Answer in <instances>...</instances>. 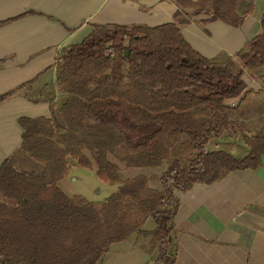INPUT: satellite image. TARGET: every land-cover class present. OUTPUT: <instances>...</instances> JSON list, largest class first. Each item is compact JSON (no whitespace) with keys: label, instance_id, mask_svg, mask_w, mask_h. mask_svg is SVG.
I'll use <instances>...</instances> for the list:
<instances>
[{"label":"trees","instance_id":"obj_1","mask_svg":"<svg viewBox=\"0 0 264 264\" xmlns=\"http://www.w3.org/2000/svg\"><path fill=\"white\" fill-rule=\"evenodd\" d=\"M237 2L192 5L205 21L239 26ZM260 22L245 49L217 59L194 50L175 21L93 24L80 42L63 48L55 61L62 104L50 105L52 117H20L26 163L12 155L0 165L2 264H100L112 243L138 232L156 245L153 264H172L175 191L255 168L264 154V124L247 135L230 116V102L249 91L246 72L264 75V12ZM223 133L241 137L248 152L234 157L212 148ZM120 146L126 168L165 164L164 172L124 177L109 158ZM70 164L95 170L116 190L101 202L68 196L57 183ZM149 219L154 227L147 232Z\"/></svg>","mask_w":264,"mask_h":264},{"label":"crops","instance_id":"obj_2","mask_svg":"<svg viewBox=\"0 0 264 264\" xmlns=\"http://www.w3.org/2000/svg\"><path fill=\"white\" fill-rule=\"evenodd\" d=\"M198 1L0 0V96L10 93L0 100V165L20 153V117H52L50 105L57 109L62 104L56 57L86 37L93 24L155 27L175 21L183 38L209 59L234 56L261 32L264 0H238L239 26L205 21L207 15L192 5ZM245 77L249 91L230 102V116L244 124L248 135L264 124V77L261 72ZM212 148L234 157L248 152L242 138L231 133H223ZM127 169L128 178L150 169L158 176L165 164ZM152 182L160 188L157 180ZM57 186L68 196L78 195L66 177ZM175 196L177 256L172 264H264V154L255 168L235 169L213 183L175 191ZM143 225L147 232L154 227L152 219ZM157 254L150 235L138 232L112 243L100 264H153Z\"/></svg>","mask_w":264,"mask_h":264},{"label":"rangeland","instance_id":"obj_3","mask_svg":"<svg viewBox=\"0 0 264 264\" xmlns=\"http://www.w3.org/2000/svg\"><path fill=\"white\" fill-rule=\"evenodd\" d=\"M256 74V73H255ZM252 75V74H251ZM264 77V75L262 76ZM177 149L174 148L173 153L176 154ZM124 148L120 146L116 148L112 153L109 154V158L118 165L121 173L125 176L128 175V169L125 167L124 162L121 160L123 156ZM17 163L21 164L26 163V159L22 154L17 155ZM130 169V168H129ZM141 169V168H140ZM148 169V168H142ZM68 174L66 175L67 184L85 199L90 201H104L108 195L116 190L117 184L111 182H105L104 180L100 179L96 174L95 170H91L87 167L82 165H72L70 164L68 167ZM145 175H153L154 170H144ZM151 180L150 182H152ZM153 183V182H152ZM152 224V223H151Z\"/></svg>","mask_w":264,"mask_h":264}]
</instances>
